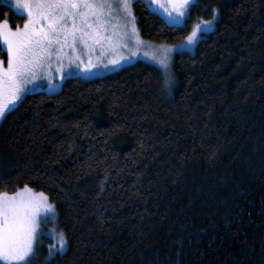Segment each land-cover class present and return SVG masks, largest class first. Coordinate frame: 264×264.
I'll return each instance as SVG.
<instances>
[{
    "label": "trees",
    "instance_id": "1",
    "mask_svg": "<svg viewBox=\"0 0 264 264\" xmlns=\"http://www.w3.org/2000/svg\"><path fill=\"white\" fill-rule=\"evenodd\" d=\"M133 10L169 45L218 18L167 84L139 61L26 95L0 125V192L55 206L67 249L44 264H264V0H198L181 26ZM3 20L26 18L0 0Z\"/></svg>",
    "mask_w": 264,
    "mask_h": 264
},
{
    "label": "snow or ice",
    "instance_id": "2",
    "mask_svg": "<svg viewBox=\"0 0 264 264\" xmlns=\"http://www.w3.org/2000/svg\"><path fill=\"white\" fill-rule=\"evenodd\" d=\"M149 2L159 4V0ZM169 3L175 12L174 16L169 13L170 18L179 21L190 0ZM15 7L25 11L27 19L23 27L15 29L8 20L0 21V41L7 57L6 62L0 59V117L22 98L26 85L41 75L51 80L53 65L63 79L65 60L89 73L98 66H115L125 60L120 50H126L130 58L143 48V54L168 75L174 48L140 38L131 0H15ZM211 24L212 20L195 24L186 41L195 42L201 25L207 28ZM97 50L101 55L111 54L107 64L100 57H93ZM41 212H55L44 193L37 197L27 186L12 194L0 192V261L30 264ZM64 247L61 234L60 249ZM49 254L52 255L51 250Z\"/></svg>",
    "mask_w": 264,
    "mask_h": 264
},
{
    "label": "rangeland",
    "instance_id": "3",
    "mask_svg": "<svg viewBox=\"0 0 264 264\" xmlns=\"http://www.w3.org/2000/svg\"><path fill=\"white\" fill-rule=\"evenodd\" d=\"M134 1L135 0H131V11H132V14L135 16L134 10H133V2ZM144 1L147 3L148 7L153 12H155V13L159 14L161 17H163L167 23H169L171 25L181 26V25H184L186 23L187 18L189 17L190 7L194 3H196L198 0H190L188 7L186 9H184L185 15L183 17H180L179 21L173 20L169 16L170 12H172L173 16L175 15V12L173 11L171 4L169 3V0H159V4L150 3L149 0H144ZM2 2L6 5H8L9 7H11L18 14L24 16L27 19L26 12L15 7V0H2ZM217 18H218V13L215 14L214 19H212V24L209 25L207 28H205L203 25H201V31L197 33V39L195 40V42L188 43L185 39L181 43H178L175 45H169V44L159 43V42L146 40V39L142 38L140 35V32H139L136 17H135L136 28L138 29L139 36L142 40L149 42L151 44H155V45L164 44V45L173 46L174 50L171 54L172 62H171V67L168 71L167 76L165 75L162 68H160L149 57H146L143 54V52L146 50L143 48L141 49L140 52L136 53L134 56H131L130 58H127L128 52L126 50H120L125 55V57H126L125 60L121 61L118 65H115V66L110 65V64H108L107 67H104L102 65L98 66L96 68H93L91 70V72H89V73H85L82 68L77 67L75 64L69 65L67 60H65V62H64V64H65L64 78L61 79L60 73L55 71V65H53L52 79L49 80L48 78L45 79V78L40 76V78L37 81H35L33 83H29L28 85H26L27 90L22 95V98L19 101H17L14 106H11L8 110H6L5 115L3 117H0V125H1L2 121L4 120L5 116L7 115V113L10 112L11 110H13L15 107H17L26 95H28L29 93L37 92V91H45L46 93H49V94H55L61 90L63 84L65 83V80L68 77H72V76L82 78L85 80L105 77L107 75H110V74H113V73L119 71L122 68L134 65L139 61H143V62L152 64V65L156 66L157 68H159L162 71L165 80H167L169 83V81L172 80V76H173L172 64H173V60H174L175 55L178 53H181V52H189V53L193 54L196 50V46H197L198 42L202 38V34L204 32H209L215 28ZM200 22L201 21L195 22L193 24V27L195 24L200 23ZM20 27H23V25ZM193 27H192V29H193ZM1 43H2L3 50L6 52V47L3 45L2 41H1ZM131 46L132 45L130 44V47ZM92 55L94 58L100 57V59L103 60L105 64H107L108 58H111V54L106 53L104 55H101L99 50L93 52ZM82 56L85 59L87 58L86 55H84V54H82ZM0 59L5 60V62H6V59H4L2 57H0ZM5 66H6V64H5ZM169 78H171V79H169ZM19 190H22V189H19ZM32 191L37 197L39 196L40 192H36L34 190H32ZM9 194H12V193H9ZM48 202L51 203L49 201V199H48ZM38 219H39V225H38L36 235H35V239H34V244H33L34 255L32 256L31 261L35 260V262H38V264H44V263L49 262L58 252L63 253L64 251H66L67 242H66V239L63 235V237L65 239V247L61 250L60 249V237H61L62 233L59 231V229L57 227L58 226V219H57L56 211L54 213L41 212ZM50 250L52 252V255L49 254ZM42 257H43V260H42ZM41 260H42V262H41ZM0 262L2 264H5L4 261H0Z\"/></svg>",
    "mask_w": 264,
    "mask_h": 264
},
{
    "label": "flooded vegetation",
    "instance_id": "4",
    "mask_svg": "<svg viewBox=\"0 0 264 264\" xmlns=\"http://www.w3.org/2000/svg\"><path fill=\"white\" fill-rule=\"evenodd\" d=\"M41 77H43V78H45V79H47V78H48V76H47V75H41ZM72 77H74V76H72ZM69 78H71V77H68L67 79H69ZM67 79H66V80H67ZM56 80H57V79H56ZM66 80H65V81H66Z\"/></svg>",
    "mask_w": 264,
    "mask_h": 264
},
{
    "label": "clouds",
    "instance_id": "5",
    "mask_svg": "<svg viewBox=\"0 0 264 264\" xmlns=\"http://www.w3.org/2000/svg\"><path fill=\"white\" fill-rule=\"evenodd\" d=\"M168 82H166V84H167Z\"/></svg>",
    "mask_w": 264,
    "mask_h": 264
}]
</instances>
